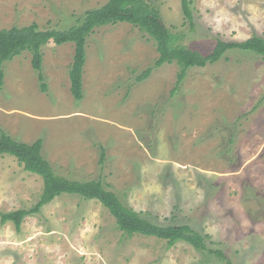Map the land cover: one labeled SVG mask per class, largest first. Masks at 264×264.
<instances>
[{
	"label": "rangeland",
	"instance_id": "rangeland-1",
	"mask_svg": "<svg viewBox=\"0 0 264 264\" xmlns=\"http://www.w3.org/2000/svg\"><path fill=\"white\" fill-rule=\"evenodd\" d=\"M179 44L206 55L216 39L264 35V0H145ZM108 0H0V30L36 24L66 30ZM39 73L28 52L3 63L0 131L28 145L70 180H100L157 225H189L231 264H264V61L228 51L193 68L174 93L176 63L153 68L154 41L128 23L87 37L83 98L70 93L74 45L41 48ZM148 68L150 76L137 78ZM100 146L104 147L101 162ZM41 177L0 156V264H226L179 242L126 235L96 200L63 194L24 217L20 230L1 214L29 210Z\"/></svg>",
	"mask_w": 264,
	"mask_h": 264
},
{
	"label": "trees",
	"instance_id": "trees-1",
	"mask_svg": "<svg viewBox=\"0 0 264 264\" xmlns=\"http://www.w3.org/2000/svg\"><path fill=\"white\" fill-rule=\"evenodd\" d=\"M184 18L193 25V10L191 0H181ZM117 23H128L147 34L155 43L158 58L153 68L164 64L176 63L179 67L173 92L175 93L186 77L187 71L193 68H205L224 58L231 50L251 52L264 61V35H252L244 41H224L216 39L210 53L202 55L197 51L179 44L180 36L171 33L159 24L158 11L145 0H108L100 8L88 10L78 24L66 30H40L36 24L26 27H12L0 30V88L4 83L3 63L28 52L31 55V67L38 72L41 88L45 92L46 84L41 75L43 55L41 48L53 43L61 46L67 43L74 45L72 64L69 69L70 93L74 100L83 98V68L85 66L87 37L95 28ZM153 68H148L137 78L142 82L150 76ZM42 141L38 139L31 145L17 142L4 131H0V156L8 155L16 158L24 170L41 177L43 191L39 201L29 210H17L1 214V223L12 222L16 230L26 216L35 215L42 207L63 195H76L84 200H96L105 207L115 219L117 227L126 235H142L165 240L169 247L179 242L190 245L198 252L216 255L220 260L231 264L220 250L207 247L209 235L201 234L189 225H157L145 218L141 213L126 206L100 180L77 181L70 180L55 173L51 165L41 155ZM101 162L104 158V147L100 146Z\"/></svg>",
	"mask_w": 264,
	"mask_h": 264
},
{
	"label": "water",
	"instance_id": "water-1",
	"mask_svg": "<svg viewBox=\"0 0 264 264\" xmlns=\"http://www.w3.org/2000/svg\"><path fill=\"white\" fill-rule=\"evenodd\" d=\"M159 24L163 27V23L159 20Z\"/></svg>",
	"mask_w": 264,
	"mask_h": 264
}]
</instances>
